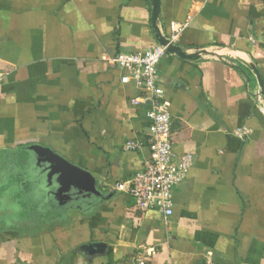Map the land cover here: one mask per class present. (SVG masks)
<instances>
[{"label":"crops","instance_id":"obj_1","mask_svg":"<svg viewBox=\"0 0 264 264\" xmlns=\"http://www.w3.org/2000/svg\"><path fill=\"white\" fill-rule=\"evenodd\" d=\"M156 45L174 152L194 155L171 217L117 189L151 121L111 59ZM0 72V264H264V0H0ZM33 144L111 196L60 208Z\"/></svg>","mask_w":264,"mask_h":264},{"label":"built area","instance_id":"obj_2","mask_svg":"<svg viewBox=\"0 0 264 264\" xmlns=\"http://www.w3.org/2000/svg\"><path fill=\"white\" fill-rule=\"evenodd\" d=\"M186 28L185 24H170L169 45L175 43ZM168 45H156L137 53H118L111 62L124 72L123 84L137 86L139 95L131 98L132 105L149 106L147 116L151 125L147 133V146L150 159L143 169L136 172L128 181L117 186L127 194L142 212H156L164 217L173 215L174 192L189 176L193 166L192 153L177 154L173 149L172 117L170 103L161 85L158 66L167 53ZM6 75L0 72V84ZM143 144L130 139L124 144L126 151H140ZM145 250L137 252L138 264H144Z\"/></svg>","mask_w":264,"mask_h":264},{"label":"water","instance_id":"obj_3","mask_svg":"<svg viewBox=\"0 0 264 264\" xmlns=\"http://www.w3.org/2000/svg\"><path fill=\"white\" fill-rule=\"evenodd\" d=\"M24 150L29 152L39 165L45 167L52 187L50 196L55 198L60 208H67L73 201L97 202L111 196L99 190L92 173L71 163L52 149L33 144Z\"/></svg>","mask_w":264,"mask_h":264}]
</instances>
